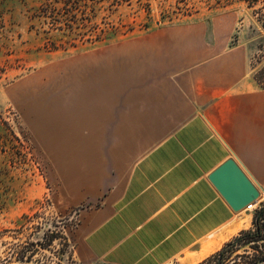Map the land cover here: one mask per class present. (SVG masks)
Returning <instances> with one entry per match:
<instances>
[{"label": "crops", "instance_id": "0c3cea01", "mask_svg": "<svg viewBox=\"0 0 264 264\" xmlns=\"http://www.w3.org/2000/svg\"><path fill=\"white\" fill-rule=\"evenodd\" d=\"M177 79L117 104L124 82L104 68L81 77L75 93L33 106L32 129L47 145L69 133L50 154L65 182L98 179L103 153L112 165L98 205L81 211L73 235L82 261L168 264L208 241L217 244L209 255L218 252L249 228L209 177L234 159L264 197V88L243 57H218ZM106 136L116 138L107 152ZM144 136L160 139L128 165Z\"/></svg>", "mask_w": 264, "mask_h": 264}, {"label": "rangeland", "instance_id": "374dc122", "mask_svg": "<svg viewBox=\"0 0 264 264\" xmlns=\"http://www.w3.org/2000/svg\"><path fill=\"white\" fill-rule=\"evenodd\" d=\"M43 2L0 0V264H16L11 252L32 244L42 246L32 264H110L82 261L73 238L81 211L98 205L108 184L107 153L98 179L65 182L50 154L66 146L62 141L69 133L47 145L32 129L33 106L45 92L52 98L73 94L81 77L104 68L124 82L117 104L175 85L194 65H209L218 57H243L254 79L264 67V31L243 0H132L114 9L104 3L91 27L75 33L51 30L38 20L35 13ZM159 139L137 137L127 164ZM115 140L106 136V152ZM263 209L264 197L241 211L250 221L248 229ZM216 245L208 241L168 264L207 259Z\"/></svg>", "mask_w": 264, "mask_h": 264}, {"label": "trees", "instance_id": "16d2710c", "mask_svg": "<svg viewBox=\"0 0 264 264\" xmlns=\"http://www.w3.org/2000/svg\"><path fill=\"white\" fill-rule=\"evenodd\" d=\"M132 0H44L35 13V17L50 25L51 30L75 33L87 29L94 22L98 11L109 3L112 9ZM252 10L253 22L264 31V1L243 0ZM258 85L264 88V67L254 77ZM264 209L257 212L253 228L243 230L238 236L226 243L221 250L199 264H264ZM38 246L32 244L16 248L11 259L16 264H32L38 254ZM243 249V252L240 251Z\"/></svg>", "mask_w": 264, "mask_h": 264}, {"label": "water", "instance_id": "95a60500", "mask_svg": "<svg viewBox=\"0 0 264 264\" xmlns=\"http://www.w3.org/2000/svg\"><path fill=\"white\" fill-rule=\"evenodd\" d=\"M210 181L235 212H241L261 198L260 190L234 159L213 172Z\"/></svg>", "mask_w": 264, "mask_h": 264}, {"label": "bare ground", "instance_id": "6f19581e", "mask_svg": "<svg viewBox=\"0 0 264 264\" xmlns=\"http://www.w3.org/2000/svg\"><path fill=\"white\" fill-rule=\"evenodd\" d=\"M75 93V92H74ZM52 93L51 92H45V93H43L40 97H39V99H40V101H42V99H47L48 97H52V95H51ZM55 95V94H54ZM75 95V94H74ZM62 96V95H61ZM55 97H60V94L58 93ZM39 101V102H40ZM39 102H37V103H39ZM36 103V104H37ZM38 105V104H37ZM33 109V108H32ZM43 111V110H42ZM34 112H35V110H34ZM37 113V112H36ZM40 114V113H39ZM37 115V114H36ZM41 116H42V112H41V115H40V118H41ZM254 208V205H252V206H250L247 210H250V209H253Z\"/></svg>", "mask_w": 264, "mask_h": 264}, {"label": "built area", "instance_id": "2783aa9c", "mask_svg": "<svg viewBox=\"0 0 264 264\" xmlns=\"http://www.w3.org/2000/svg\"><path fill=\"white\" fill-rule=\"evenodd\" d=\"M252 205H254V204H252ZM252 205H251V206H252ZM249 207H250V206H249ZM249 207H248V208H249ZM248 208H247V209H248Z\"/></svg>", "mask_w": 264, "mask_h": 264}]
</instances>
